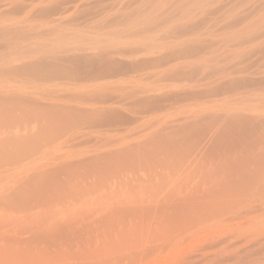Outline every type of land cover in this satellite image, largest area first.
Segmentation results:
<instances>
[{"label":"rangeland","instance_id":"374dc122","mask_svg":"<svg viewBox=\"0 0 264 264\" xmlns=\"http://www.w3.org/2000/svg\"><path fill=\"white\" fill-rule=\"evenodd\" d=\"M0 264H264V0H0Z\"/></svg>","mask_w":264,"mask_h":264}]
</instances>
